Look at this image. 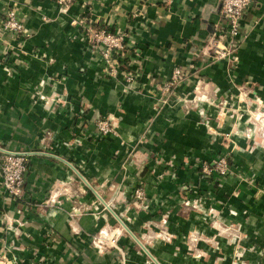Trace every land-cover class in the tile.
Returning <instances> with one entry per match:
<instances>
[{"label": "crops", "instance_id": "1", "mask_svg": "<svg viewBox=\"0 0 264 264\" xmlns=\"http://www.w3.org/2000/svg\"><path fill=\"white\" fill-rule=\"evenodd\" d=\"M220 2L0 0V148L30 155L17 201L0 176V253L12 264H119L91 244L102 228L123 231L126 264H264V0L229 62L208 48ZM8 10L25 36L2 30ZM72 22L132 47L113 75ZM175 69L186 75L159 104ZM107 116L120 138L98 142ZM224 153L231 174L201 177Z\"/></svg>", "mask_w": 264, "mask_h": 264}, {"label": "built area", "instance_id": "2", "mask_svg": "<svg viewBox=\"0 0 264 264\" xmlns=\"http://www.w3.org/2000/svg\"><path fill=\"white\" fill-rule=\"evenodd\" d=\"M59 6L68 8L76 0H54ZM166 4H172L173 0H164ZM255 0H221L219 6L220 23L214 27V30L208 41V48L213 60L229 62L233 53L247 40L249 32L243 27L245 16L251 10ZM2 21V30L13 37L25 36L27 34L24 23L18 18L16 11L8 10L4 14ZM76 24L82 37L87 42L89 48L99 55V58L105 65V72L109 76L113 75L119 68L122 53L125 49L132 48L124 43L123 36L107 31L97 29L88 22H72ZM235 60V59H233ZM128 64L124 65L127 67ZM124 69V80L132 83L136 78L135 73ZM186 72L181 69H175L168 82L161 86V97L158 102L167 104L173 89L185 77ZM96 129L100 134H108L109 124L98 120L95 123ZM104 135V136H105ZM29 154L24 152L10 151L0 148V176L2 189L5 194L17 201L21 197L22 186L26 173L28 171ZM230 158L228 155H220L213 163L216 172L220 177H226L231 174ZM133 197L136 201L143 204L145 193L141 187L133 191ZM122 230L119 228L106 230L101 229L91 240V244L99 251L104 252L108 248L117 250L119 264H126L127 251L119 245V239L122 236ZM12 259L7 258L6 252L0 253V264H12Z\"/></svg>", "mask_w": 264, "mask_h": 264}, {"label": "rangeland", "instance_id": "3", "mask_svg": "<svg viewBox=\"0 0 264 264\" xmlns=\"http://www.w3.org/2000/svg\"><path fill=\"white\" fill-rule=\"evenodd\" d=\"M121 67V66H120ZM123 71H124V69H123ZM159 104H161V103H159ZM162 105H166V104H162ZM159 109V108H158ZM98 120H102V121H105V122H107L108 124H109V129H110V131H109V133L108 134H100V132H99V130L98 129H96V127H95V130H96V137L97 138H100V139H98L97 141L99 142V141H103V139H105L106 137H108V138H120V134H119V124L118 123H116L114 120H108V116L107 117H100V118H98L97 120H96V122L98 121ZM259 123H261V125L259 126L261 129H263L264 127L262 126V122L260 121ZM148 127V126H147ZM105 135V136H104ZM135 142V141H134ZM228 142H229V140H225L224 141V143H225V145H227L228 144ZM131 144H132V142H131ZM133 145H135V144H133ZM222 155H228L227 153H224V154H222ZM218 158V157H217ZM217 158H214L212 161H210V162H203L201 165V171H200V173H202V175H200L201 177H203V175H205V176H209V177H211V176H213V175H215V176H218V178L220 177L219 176V174L216 172V167H215V165H214V161L217 159ZM136 201V200H135ZM141 204V203H140ZM102 229H106V230H111V229H108V228H102ZM100 231V230H99ZM122 235H123V232H122ZM127 251V250H126Z\"/></svg>", "mask_w": 264, "mask_h": 264}]
</instances>
